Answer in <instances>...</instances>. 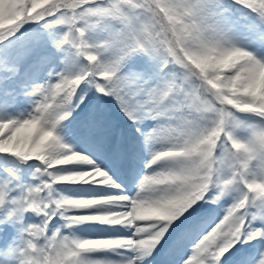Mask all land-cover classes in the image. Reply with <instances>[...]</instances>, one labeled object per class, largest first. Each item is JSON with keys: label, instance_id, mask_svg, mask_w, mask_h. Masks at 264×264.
<instances>
[{"label": "snow or ice", "instance_id": "6c2138e0", "mask_svg": "<svg viewBox=\"0 0 264 264\" xmlns=\"http://www.w3.org/2000/svg\"><path fill=\"white\" fill-rule=\"evenodd\" d=\"M0 264H264V0H0Z\"/></svg>", "mask_w": 264, "mask_h": 264}]
</instances>
